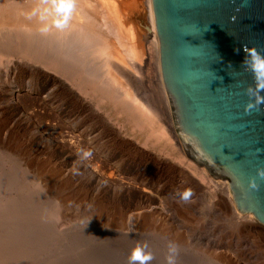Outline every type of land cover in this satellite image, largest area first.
I'll use <instances>...</instances> for the list:
<instances>
[{
    "label": "rangeland",
    "instance_id": "obj_1",
    "mask_svg": "<svg viewBox=\"0 0 264 264\" xmlns=\"http://www.w3.org/2000/svg\"><path fill=\"white\" fill-rule=\"evenodd\" d=\"M20 3L25 4L26 0ZM99 3L102 12L116 22L121 36L131 42L138 60L148 64L147 37L151 34L148 31L151 23L146 1L99 0ZM8 15L0 36H13L17 30L14 16L11 12ZM50 32H41L44 36L36 38L50 36ZM24 39L23 36L21 40ZM55 45L51 43L48 47ZM102 57L92 61L96 64H90V72L96 69L95 75L107 73L100 65ZM18 59L4 58L0 62V176H3L0 197L7 191L10 194L7 187L21 182L23 172L36 178L16 187L20 189L17 196L25 193L26 199L22 197L25 200L10 204V218L15 214L19 217L13 218L15 229L11 235L7 230L12 225L8 219L0 223V235L4 234V228L8 231L1 235L0 244L10 245L13 236V240H18L17 236L19 240L24 238L27 247L32 245L37 251L33 256L41 259L39 264H127L136 243L147 242L155 257L152 264H162L158 258L166 254L169 240L176 239L173 234L160 230L142 235L119 226V220H126L123 217L126 210L138 207V211L149 212L159 208V221L167 215L165 219L174 231L186 233L182 245L179 239L173 242L180 245L177 255L189 258L191 264H209L207 261L216 256L211 248L210 253L205 247L214 245L221 246L217 252L228 249L226 256L231 254L230 260L221 264H264V226L247 215L232 212L229 201L226 203L225 196L213 185L218 178L209 175L211 180L203 182L194 171L172 159L167 146L156 152L159 147L155 150L143 145L140 135L143 132L134 131L116 105L106 104L103 111L60 73L38 62ZM81 150L91 151V158L82 160ZM8 152L14 156L12 162L5 158ZM24 188L30 189L28 194ZM186 189H191L193 195L191 202L184 204L179 202V193ZM28 204L30 209L26 207ZM21 206L32 215L21 212ZM40 207L46 213L42 218ZM39 239L44 242L38 245ZM16 243L13 241L12 246ZM43 244H53L51 258L44 254ZM23 255L17 256V260L23 259Z\"/></svg>",
    "mask_w": 264,
    "mask_h": 264
},
{
    "label": "water",
    "instance_id": "obj_2",
    "mask_svg": "<svg viewBox=\"0 0 264 264\" xmlns=\"http://www.w3.org/2000/svg\"><path fill=\"white\" fill-rule=\"evenodd\" d=\"M158 66L184 154L227 182L237 211L264 226V103L254 100L244 47L264 54V0H150ZM264 96V91H261ZM260 151H257V150ZM256 178L259 190L249 188Z\"/></svg>",
    "mask_w": 264,
    "mask_h": 264
},
{
    "label": "bare ground",
    "instance_id": "obj_3",
    "mask_svg": "<svg viewBox=\"0 0 264 264\" xmlns=\"http://www.w3.org/2000/svg\"><path fill=\"white\" fill-rule=\"evenodd\" d=\"M145 1L149 15L148 19L149 22L151 23V28L148 27V31H150L151 34L148 35L147 37L148 38L147 45L150 54V62L148 64H147L148 61L147 62L144 61L141 63L138 60V58L135 55V51L131 42L121 36L116 22H114L110 18V16H108L106 13L102 12L103 8L102 5L99 3V0H73V10L71 13V17L68 21L67 26L64 27L63 29L56 28L53 23L54 19L58 17L53 10V5L51 3V0H26L25 4H21L20 0L0 1V30L1 28H3L2 25L4 24L6 19L10 18L9 15L11 14L8 15L9 12H11L12 16H14L13 18L15 22L13 23H16V28H17L15 33L13 32L14 33L13 36L10 37L8 35H7L8 37L0 36V62L2 64L4 58L7 59L8 61L12 60L13 58H19L27 61L31 60L33 62H38V64H43L47 66V68L56 71L57 73H60L62 76L66 77L71 82L72 85L78 88L80 93L92 99L95 102L97 108L103 109V111H105L106 104L107 106L108 104L114 106L116 105L118 112L124 114L127 117L126 119L130 122L134 131L136 130L143 132L142 134H140L143 136V140H144L143 145L145 144L147 145V147L149 146L153 147L155 150H157V147H159L158 148L159 150L156 152H159L160 149H162L164 146H167L170 149L168 155H170L172 159L177 160L181 164L188 167L190 170L194 171V173L197 176H199L203 182L204 181L206 182L208 179L211 180V177L209 176V174L207 173V171L203 166H198L192 160L187 158V156L184 154V152L181 149L177 135L175 134L174 129L172 127V122L168 110V104L166 101L165 93L160 79L159 66H158L157 38H156L155 27L153 22L151 4H150V0H145ZM42 16L44 17L43 20L41 19ZM45 27H47L48 29L47 31L52 32V33L50 32L52 35L49 34L51 37L45 36L42 39L36 38V35L38 36L41 34L44 36L45 33L44 31H41V29ZM41 32L44 34H42ZM5 34H7V31ZM8 34L10 33L8 32ZM0 35L2 34L0 33ZM21 36L22 37L24 36L25 39L21 40L22 38ZM51 43L56 44L55 46H53L54 48L50 47ZM48 44L50 45L49 47ZM101 55H103L102 60L103 58L104 60L103 61L101 60L102 62L100 61L101 62L100 65L101 67H103L104 70L107 71L105 76L99 74V72L98 75H95L94 71L96 69H94V71L92 70L94 74L93 72H90V64H96L93 63L92 61L98 60L97 58H100ZM86 62L88 63V65H86ZM87 66H89V68H87ZM111 71L113 72V75ZM101 73L104 74L103 71ZM99 75L101 76L99 77ZM104 79L105 82L102 81ZM114 86H116L115 88L118 89L119 92L118 90L114 92L116 90ZM128 86L129 89H127ZM120 128H122V126ZM133 129L131 130L132 133H134ZM5 158L8 160V162L9 161L12 162L14 156L13 154L8 152ZM20 169L24 170L23 167ZM22 174L24 175L22 177L23 179L21 178V182L12 184L7 187L8 189L10 188L9 190L10 194L7 191L3 193L4 195L3 198L0 197V223L8 219L7 220L8 223H11L13 225L14 219L19 217V216L15 217L16 215L15 214L12 215L14 217L10 218L11 216L10 204L12 202H14L15 204V201L21 202L22 200L26 199L24 196L25 193H22V195L19 194V196H17L20 189L17 188L16 190V187H20L21 185H26V183L30 182V180H32L33 178L32 176H29L26 172H23ZM1 178H3V176ZM213 183H214L213 185L219 189L220 193H222L225 196V198L223 199H225L226 203L227 201H229V204L232 206L233 209L232 212L234 211L235 214L238 213L240 215H247V217H249L251 221L255 220L250 214H243L237 211V209L233 204L230 192L228 190L227 182L225 180L218 179L216 181L214 180ZM4 187L5 185L2 187V189H4ZM24 190H26V193L30 191V189L28 190L26 188H24ZM32 196L34 197V195ZM22 197L25 199H23ZM23 205H25V202ZM27 206L29 207V204L26 205V207ZM39 206H42L41 203ZM21 207H20L22 209L21 212L22 211L24 212L26 207L23 206ZM137 208L138 207L136 208L134 207L133 209L126 210V212L124 211L125 215H123V217H125L126 220L125 222L124 221L120 222L119 220L120 227L126 226V229L136 230L138 233H141L142 235L147 233L148 231H150L151 233L160 230L163 232L165 231L168 234H170V236L171 234H173L177 240L178 239L180 240L181 243V239H183V236L186 233L184 234L178 231L179 229H177V227H176L177 230L175 229L176 231H174V228L168 225L170 221L167 223L168 221L167 215H165V217H167L166 219L165 217L162 218L161 216L160 219L161 221H159V217H158L160 213L158 211L159 208L157 210L153 209L149 212L138 211L139 208L138 209ZM43 209L42 208L40 210L38 209L40 211L39 212L40 218L46 215V213H44L45 209L44 210ZM30 214L32 215V213ZM30 214L28 215L30 216ZM36 215H38V213H36ZM99 222L96 221L95 223H99ZM12 225L7 226L10 227V229L7 228V230L10 231V235L11 232H14L15 229L14 225L13 226ZM178 227H180V225ZM2 228L4 227L2 226ZM3 230H4L3 231L4 234L5 233L8 234V231L5 228ZM182 231H184V229ZM16 232L17 230L15 231V233ZM15 233L14 235H16L19 232H17L16 234ZM4 234L1 235L3 236ZM165 237H167V235ZM17 238L18 240L16 238L15 240H13L14 239L13 236L12 242L11 243L9 242L10 245H7L6 243L0 244V264H39L41 259H38L37 257L33 256L34 255L33 253L37 252L35 251V248L33 249L32 245L29 246L28 248L27 247L28 242H26L23 237L21 238H23L24 241L22 239L19 240L18 236ZM176 239H174L173 237V241ZM171 240L172 239H170L169 241ZM13 241L17 242L16 244L19 243L17 247L16 244L15 246H12ZM58 241H60V239ZM36 242H38L39 245L40 242H44V240L39 239ZM53 243H55L54 240ZM51 246L50 244H46V245L43 244V249H42L44 250V252L46 251V253L44 254H47L50 258L51 255L54 254L52 250L54 248L53 246L52 247ZM178 246L180 245L178 244ZM37 247L39 248V246ZM218 247L221 246L214 245L211 247L210 246L205 247L207 248V250L211 248L212 252H214L216 256V257L212 256L213 259L210 258L207 261L209 264H221L224 262V260L226 262V259L230 260L231 254L229 256L228 255L226 256V252L228 249L226 251L217 252L216 249ZM166 249L164 250L162 249V250L165 251ZM68 250L70 251L71 249L69 248ZM19 254L20 255L25 254V255L22 256L23 259H20L18 261L17 256H20ZM165 255L163 256L161 255V257L158 258L160 259L159 262L162 264H164ZM207 258L208 257H206V259ZM189 261H190L189 258L185 259L182 258L180 255H177L176 257V264H182V262L183 264L184 263L191 264L192 262L190 263ZM237 261L238 260H236V262Z\"/></svg>",
    "mask_w": 264,
    "mask_h": 264
},
{
    "label": "clouds",
    "instance_id": "obj_4",
    "mask_svg": "<svg viewBox=\"0 0 264 264\" xmlns=\"http://www.w3.org/2000/svg\"><path fill=\"white\" fill-rule=\"evenodd\" d=\"M51 3L58 17L54 19L53 23L56 28L63 29L67 26L71 17L73 0H51ZM41 19L43 20L44 17L42 16ZM47 30V27L41 29V31L44 32ZM244 52L246 55L243 64L252 72L254 79V86L251 85L246 90L247 94L254 98V100H250L245 106V112H248L253 107H257L261 103H264V96L260 95L261 91H264V54L257 51L255 48H248L246 46L244 47ZM257 151L260 150L258 149ZM79 155L82 160H87L91 158L92 152L89 150H81ZM256 176L264 180V168H257ZM259 187L260 185L257 183L256 178H251L249 180V188L251 190H259ZM192 195L191 189L184 190L182 193H179V202L184 204L190 203ZM178 251V245L173 241H169L164 264H176ZM154 259V254L149 250L147 242H137L127 258V264H152Z\"/></svg>",
    "mask_w": 264,
    "mask_h": 264
}]
</instances>
